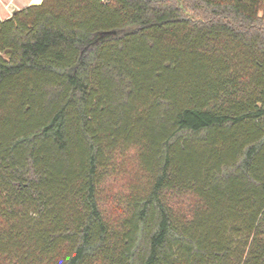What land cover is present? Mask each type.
Returning <instances> with one entry per match:
<instances>
[{
  "label": "trees",
  "instance_id": "1",
  "mask_svg": "<svg viewBox=\"0 0 264 264\" xmlns=\"http://www.w3.org/2000/svg\"><path fill=\"white\" fill-rule=\"evenodd\" d=\"M261 14L42 0L0 21V264H264Z\"/></svg>",
  "mask_w": 264,
  "mask_h": 264
},
{
  "label": "rangeland",
  "instance_id": "2",
  "mask_svg": "<svg viewBox=\"0 0 264 264\" xmlns=\"http://www.w3.org/2000/svg\"><path fill=\"white\" fill-rule=\"evenodd\" d=\"M127 168L128 169L125 172H123L120 175V177H118L117 179L109 183L108 187L111 191L110 193L114 194V193H125L126 192L127 184L131 181V178L136 171L134 170V165L132 163L127 165ZM182 203L186 204V201ZM106 207L108 209L109 215H111L112 217H115L117 215L116 209L113 208L112 203L108 201Z\"/></svg>",
  "mask_w": 264,
  "mask_h": 264
},
{
  "label": "crops",
  "instance_id": "3",
  "mask_svg": "<svg viewBox=\"0 0 264 264\" xmlns=\"http://www.w3.org/2000/svg\"><path fill=\"white\" fill-rule=\"evenodd\" d=\"M41 2L42 0H0V21L9 19L15 11Z\"/></svg>",
  "mask_w": 264,
  "mask_h": 264
},
{
  "label": "built area",
  "instance_id": "4",
  "mask_svg": "<svg viewBox=\"0 0 264 264\" xmlns=\"http://www.w3.org/2000/svg\"><path fill=\"white\" fill-rule=\"evenodd\" d=\"M264 17V14H261Z\"/></svg>",
  "mask_w": 264,
  "mask_h": 264
}]
</instances>
